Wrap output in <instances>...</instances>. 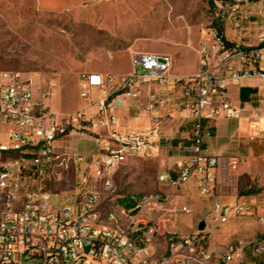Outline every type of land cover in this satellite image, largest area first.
<instances>
[{
	"label": "built area",
	"instance_id": "built-area-1",
	"mask_svg": "<svg viewBox=\"0 0 264 264\" xmlns=\"http://www.w3.org/2000/svg\"><path fill=\"white\" fill-rule=\"evenodd\" d=\"M215 11L223 30L203 32L193 74L171 76L168 56L133 55L126 74L80 73V106L62 116L47 103L51 90L38 82V73L0 71V264H241L248 251L264 264V232L215 254L204 228L170 238L159 253L152 218L143 226L135 221L144 198L131 196V207L116 201L105 210L96 189L109 188L128 160L158 156L160 142L170 139L162 125L181 114L192 121L190 153L175 163L174 175L164 172L158 180L178 188L193 179L200 197H212L219 157L203 149L212 137L204 122L238 120L243 108L230 101L229 84L264 80V0L220 1ZM123 113L148 117V127L125 126ZM251 118H258L256 111ZM73 135L91 138L95 149L73 154L75 167L86 163L73 189L49 190L45 174L70 159L59 149ZM239 164L237 157L228 159L231 170ZM263 210L264 197L233 204L214 198L207 218L218 224L251 218L264 229Z\"/></svg>",
	"mask_w": 264,
	"mask_h": 264
},
{
	"label": "rangeland",
	"instance_id": "rangeland-1",
	"mask_svg": "<svg viewBox=\"0 0 264 264\" xmlns=\"http://www.w3.org/2000/svg\"><path fill=\"white\" fill-rule=\"evenodd\" d=\"M220 1L214 0L211 7L209 0H0V71L38 73V82L51 90L47 103L62 116L80 106V73L126 74L132 70L133 55L168 56L172 72L193 73L202 34L214 26L215 6ZM93 144L89 137L65 138L59 150L70 159L65 157L47 170L45 187L52 191L73 189L81 168L76 170L72 156L86 154ZM159 155L128 160L114 171L109 188L96 189L105 210L122 198L120 203L127 207L134 204L131 196L144 198L135 221L143 226L147 217L152 218L159 235L156 248L162 253L170 238L194 234L200 221L194 203H177L182 186L175 188L158 180L164 170L172 172L165 169ZM193 182L191 179L187 185L199 199ZM254 188L258 198L264 197V185ZM184 207L191 213L183 212ZM229 221L262 228L251 218ZM241 264L259 263L247 255Z\"/></svg>",
	"mask_w": 264,
	"mask_h": 264
},
{
	"label": "crops",
	"instance_id": "crops-1",
	"mask_svg": "<svg viewBox=\"0 0 264 264\" xmlns=\"http://www.w3.org/2000/svg\"><path fill=\"white\" fill-rule=\"evenodd\" d=\"M96 73L104 74L101 72ZM191 74L178 75L172 72V67L170 70V75L174 77ZM145 95L146 88L143 89L142 99L144 100L146 99ZM228 97L232 104L243 108L240 118L238 120L220 119L213 122H204L205 126L211 128L212 137L204 142L203 149L205 152L219 157L216 185L212 197L194 198L191 194L192 189L187 184L182 186V195L176 197L177 203L181 200H189L194 203V212L197 219H199L198 221L204 220L205 230L210 233L207 247L215 254L223 252L228 244L252 238L264 232L263 228L257 229L253 223L235 221L229 224L230 221H228L225 224H218L207 218V213L214 198L233 204L257 196L254 185L258 188L264 185V80L250 78L241 80L239 84H229ZM253 111L257 113L258 118L256 120L251 118ZM180 115L161 127L162 135L165 134L170 139L169 141L160 142L159 154L165 152V155H159V160L166 165L165 169L170 171L174 169L175 163L182 156L190 153L191 148L189 138L191 136L192 121L190 118L181 119L179 118ZM121 116L122 123L125 126L136 130L148 127L149 118L146 116L135 117L132 114L126 115L125 113ZM94 149L93 144V148L86 154L92 153ZM231 157H237L240 160V164L235 170H231L228 166V159ZM78 166L79 169L81 168L80 177L86 169V163L79 162L76 170H78ZM164 172L166 171L164 170L162 173ZM193 186L195 188L194 182ZM186 189L189 193L185 192ZM247 191L250 193L248 194ZM247 255H249V251Z\"/></svg>",
	"mask_w": 264,
	"mask_h": 264
},
{
	"label": "trees",
	"instance_id": "trees-1",
	"mask_svg": "<svg viewBox=\"0 0 264 264\" xmlns=\"http://www.w3.org/2000/svg\"><path fill=\"white\" fill-rule=\"evenodd\" d=\"M222 2H226V0H221ZM214 0H209V4H210V6L211 7H214ZM213 25L214 26H216V27H218V29L220 30V32H222V30H223V28H222V26L219 24V23H217L215 20H214V22H213ZM191 128H192V125H191ZM247 193L249 194L250 192L249 191H247ZM125 198H122V199H120V200H117V202H120V201H122V200H124Z\"/></svg>",
	"mask_w": 264,
	"mask_h": 264
},
{
	"label": "water",
	"instance_id": "water-1",
	"mask_svg": "<svg viewBox=\"0 0 264 264\" xmlns=\"http://www.w3.org/2000/svg\"><path fill=\"white\" fill-rule=\"evenodd\" d=\"M205 228V222L204 221H201L199 224H198V230L199 231H202L204 230Z\"/></svg>",
	"mask_w": 264,
	"mask_h": 264
}]
</instances>
